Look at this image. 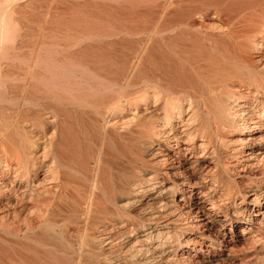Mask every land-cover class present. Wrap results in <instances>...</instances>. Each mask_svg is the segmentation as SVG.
I'll return each mask as SVG.
<instances>
[{
  "label": "bare ground",
  "instance_id": "obj_1",
  "mask_svg": "<svg viewBox=\"0 0 264 264\" xmlns=\"http://www.w3.org/2000/svg\"><path fill=\"white\" fill-rule=\"evenodd\" d=\"M0 264H264V0H0Z\"/></svg>",
  "mask_w": 264,
  "mask_h": 264
},
{
  "label": "rangeland",
  "instance_id": "obj_2",
  "mask_svg": "<svg viewBox=\"0 0 264 264\" xmlns=\"http://www.w3.org/2000/svg\"><path fill=\"white\" fill-rule=\"evenodd\" d=\"M233 178L238 182L241 181V178H239L238 176H233Z\"/></svg>",
  "mask_w": 264,
  "mask_h": 264
}]
</instances>
